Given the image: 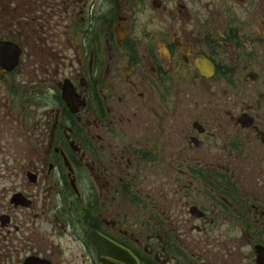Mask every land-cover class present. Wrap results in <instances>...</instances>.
I'll use <instances>...</instances> for the list:
<instances>
[{
  "label": "flooded vegetation",
  "instance_id": "flooded-vegetation-1",
  "mask_svg": "<svg viewBox=\"0 0 264 264\" xmlns=\"http://www.w3.org/2000/svg\"><path fill=\"white\" fill-rule=\"evenodd\" d=\"M10 3L0 264H264V0Z\"/></svg>",
  "mask_w": 264,
  "mask_h": 264
},
{
  "label": "water",
  "instance_id": "water-1",
  "mask_svg": "<svg viewBox=\"0 0 264 264\" xmlns=\"http://www.w3.org/2000/svg\"><path fill=\"white\" fill-rule=\"evenodd\" d=\"M20 55V50L11 42H0V74L10 73L16 67ZM114 249L121 254L122 257L128 258L131 255L124 249L113 246Z\"/></svg>",
  "mask_w": 264,
  "mask_h": 264
},
{
  "label": "trees",
  "instance_id": "trees-1",
  "mask_svg": "<svg viewBox=\"0 0 264 264\" xmlns=\"http://www.w3.org/2000/svg\"><path fill=\"white\" fill-rule=\"evenodd\" d=\"M11 0H4V3H3V20H2V31L0 33V38L3 39V40H7V41H13V31H12V25H11V13L9 15L4 13L5 11L8 10V7H11L10 6V3ZM11 10V8H10ZM4 23H6L8 25V28H9V31H3V27H4Z\"/></svg>",
  "mask_w": 264,
  "mask_h": 264
},
{
  "label": "clouds",
  "instance_id": "clouds-1",
  "mask_svg": "<svg viewBox=\"0 0 264 264\" xmlns=\"http://www.w3.org/2000/svg\"><path fill=\"white\" fill-rule=\"evenodd\" d=\"M169 7H171V5H169ZM235 15H237L240 19H244L245 18V13L243 12L242 9L238 8V7H234L233 9ZM149 16H151V12L150 10L145 7L143 12L137 13V22L139 23H143ZM157 24L154 21L153 24L148 25L149 29L156 27ZM160 27H163V25H160Z\"/></svg>",
  "mask_w": 264,
  "mask_h": 264
},
{
  "label": "rangeland",
  "instance_id": "rangeland-1",
  "mask_svg": "<svg viewBox=\"0 0 264 264\" xmlns=\"http://www.w3.org/2000/svg\"><path fill=\"white\" fill-rule=\"evenodd\" d=\"M10 8H11V7H8V10L5 11L4 13H6V14L9 13V15H10V13H11ZM11 15H12V14H11ZM10 22H11V21H10ZM11 25H12V24H11ZM3 31H9L8 25H7L6 23H4ZM8 81H10V79H8ZM0 86H1V84H0Z\"/></svg>",
  "mask_w": 264,
  "mask_h": 264
}]
</instances>
